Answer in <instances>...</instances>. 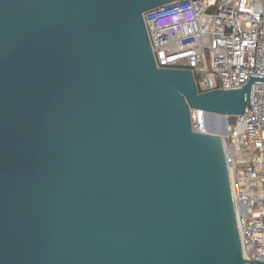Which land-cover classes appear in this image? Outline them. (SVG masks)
I'll return each instance as SVG.
<instances>
[{"label": "water", "instance_id": "obj_1", "mask_svg": "<svg viewBox=\"0 0 264 264\" xmlns=\"http://www.w3.org/2000/svg\"><path fill=\"white\" fill-rule=\"evenodd\" d=\"M178 0H0V264H250L223 137L252 111L155 63ZM214 133V130H211Z\"/></svg>", "mask_w": 264, "mask_h": 264}, {"label": "built area", "instance_id": "obj_2", "mask_svg": "<svg viewBox=\"0 0 264 264\" xmlns=\"http://www.w3.org/2000/svg\"><path fill=\"white\" fill-rule=\"evenodd\" d=\"M144 21L157 67L191 71L199 93L264 76V0H178ZM251 106L222 137L245 258L264 264V84H253ZM207 121L192 112L194 132L218 135Z\"/></svg>", "mask_w": 264, "mask_h": 264}, {"label": "rangeland", "instance_id": "obj_3", "mask_svg": "<svg viewBox=\"0 0 264 264\" xmlns=\"http://www.w3.org/2000/svg\"><path fill=\"white\" fill-rule=\"evenodd\" d=\"M207 125L210 130H214L218 135L224 134V120L222 117L208 118Z\"/></svg>", "mask_w": 264, "mask_h": 264}]
</instances>
